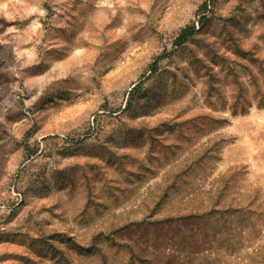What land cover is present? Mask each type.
<instances>
[{"label": "rangeland", "instance_id": "374dc122", "mask_svg": "<svg viewBox=\"0 0 264 264\" xmlns=\"http://www.w3.org/2000/svg\"><path fill=\"white\" fill-rule=\"evenodd\" d=\"M0 264H264V0H0Z\"/></svg>", "mask_w": 264, "mask_h": 264}, {"label": "trees", "instance_id": "16d2710c", "mask_svg": "<svg viewBox=\"0 0 264 264\" xmlns=\"http://www.w3.org/2000/svg\"><path fill=\"white\" fill-rule=\"evenodd\" d=\"M194 27H187L185 29H183L179 36L177 37L176 41H175V45H182L184 42H186V40L193 34L194 32ZM156 68L155 65H153L152 67V72H155Z\"/></svg>", "mask_w": 264, "mask_h": 264}]
</instances>
